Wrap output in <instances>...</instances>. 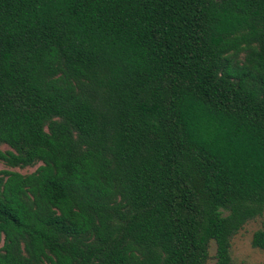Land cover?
Listing matches in <instances>:
<instances>
[{
	"label": "trees",
	"instance_id": "trees-1",
	"mask_svg": "<svg viewBox=\"0 0 264 264\" xmlns=\"http://www.w3.org/2000/svg\"><path fill=\"white\" fill-rule=\"evenodd\" d=\"M1 145L0 264L264 252V0H0Z\"/></svg>",
	"mask_w": 264,
	"mask_h": 264
},
{
	"label": "rangeland",
	"instance_id": "rangeland-1",
	"mask_svg": "<svg viewBox=\"0 0 264 264\" xmlns=\"http://www.w3.org/2000/svg\"><path fill=\"white\" fill-rule=\"evenodd\" d=\"M1 149H6L5 145L0 146ZM39 162L31 166L25 167H7L2 162H0V170L8 169L14 170L19 173H29L33 171ZM261 218L256 217L254 219H250L246 221L242 227L231 237L230 240V256L232 260V264H264V252L253 248L250 245V237L252 232L259 228L261 225ZM214 252V244L210 242L209 244V254H213ZM209 263H212V260H209Z\"/></svg>",
	"mask_w": 264,
	"mask_h": 264
}]
</instances>
